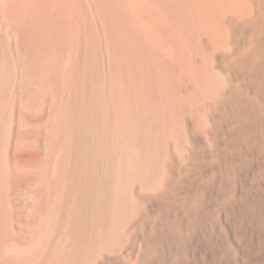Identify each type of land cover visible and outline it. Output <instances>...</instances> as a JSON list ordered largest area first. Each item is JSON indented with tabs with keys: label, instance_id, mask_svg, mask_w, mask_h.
<instances>
[{
	"label": "bare ground",
	"instance_id": "bare-ground-1",
	"mask_svg": "<svg viewBox=\"0 0 264 264\" xmlns=\"http://www.w3.org/2000/svg\"><path fill=\"white\" fill-rule=\"evenodd\" d=\"M0 264H264V0H0Z\"/></svg>",
	"mask_w": 264,
	"mask_h": 264
}]
</instances>
